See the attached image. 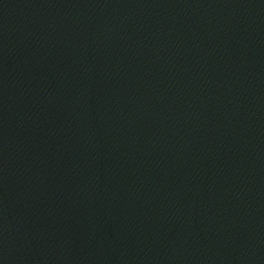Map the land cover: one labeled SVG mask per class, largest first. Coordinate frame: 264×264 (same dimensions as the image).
Listing matches in <instances>:
<instances>
[{
	"label": "water",
	"instance_id": "water-1",
	"mask_svg": "<svg viewBox=\"0 0 264 264\" xmlns=\"http://www.w3.org/2000/svg\"><path fill=\"white\" fill-rule=\"evenodd\" d=\"M0 264H226L150 0H0Z\"/></svg>",
	"mask_w": 264,
	"mask_h": 264
}]
</instances>
